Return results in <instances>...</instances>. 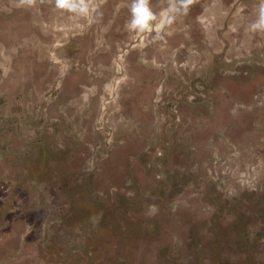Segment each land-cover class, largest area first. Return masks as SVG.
<instances>
[{"label": "rangeland", "instance_id": "rangeland-1", "mask_svg": "<svg viewBox=\"0 0 264 264\" xmlns=\"http://www.w3.org/2000/svg\"><path fill=\"white\" fill-rule=\"evenodd\" d=\"M159 13L166 0H151ZM0 0V264H264L260 0Z\"/></svg>", "mask_w": 264, "mask_h": 264}, {"label": "clouds", "instance_id": "clouds-1", "mask_svg": "<svg viewBox=\"0 0 264 264\" xmlns=\"http://www.w3.org/2000/svg\"><path fill=\"white\" fill-rule=\"evenodd\" d=\"M53 4L78 20L89 17L93 0H18L17 7H34L37 3ZM195 0H166L159 13L153 10L151 0H131L130 19L126 24L129 32L137 34L155 33L153 39H163L161 24L171 26L179 17L187 15ZM252 30L264 31V0H260L258 18L250 25Z\"/></svg>", "mask_w": 264, "mask_h": 264}]
</instances>
